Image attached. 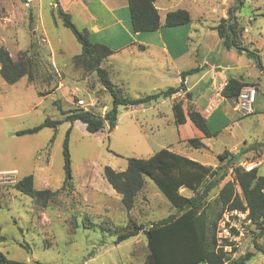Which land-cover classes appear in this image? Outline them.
Listing matches in <instances>:
<instances>
[{
    "label": "rangeland",
    "instance_id": "1",
    "mask_svg": "<svg viewBox=\"0 0 264 264\" xmlns=\"http://www.w3.org/2000/svg\"><path fill=\"white\" fill-rule=\"evenodd\" d=\"M241 1L243 4L235 14L239 29L243 27V32L247 29V39L243 42L239 38L238 43L250 53L258 54L264 64V0ZM227 2L232 6L229 7ZM234 2L174 0L168 4L174 10H187L191 15L189 42L190 49H197L196 54L199 55L196 66L201 65L204 57L209 58L213 65L218 60H230L217 49L210 54L209 48L203 45V37L204 30L213 31L210 34L217 37L214 28L222 18L230 17ZM53 4L55 0H37L28 4L23 0H0V46H4L15 61L24 53L33 58L32 52L37 54L34 59L35 81L25 77L10 85L0 76V253L10 260L28 263L144 264L149 254L145 234L117 245L118 234L129 229L131 222L147 228L151 223L174 215L176 209L148 178L147 188L141 193L137 206L127 212L121 202L122 196L103 179V170L109 166L122 172L127 169L129 159H149L163 149L176 153L183 150L170 102L151 109L120 106L118 125L112 132L106 126L104 131L90 134L82 122L66 121L63 112L77 108L73 104L76 97L86 102L90 99L99 101L100 108L96 111L102 115L111 108L112 99L104 92L96 73H86L72 63L82 48L58 15L53 16V8L58 6L53 7ZM164 29L171 28L164 26ZM164 33L173 53L181 52L180 40L173 39L175 35ZM177 33L181 35V32ZM207 40L210 43V39ZM246 60L249 63L242 65L246 67L225 71V74L259 84L257 102L252 106L258 111L242 117L232 110V101L226 102L227 105L207 123L209 129L217 134L211 139V150H196L188 146L192 149L188 154L198 162L218 168L228 162L220 159L225 151H231L230 156L238 157L243 148H252L250 159L244 162L241 157L239 164L245 169L250 166L248 162L263 161L258 175L264 177V82L259 81L261 77L255 59L246 55L242 61ZM193 63L191 58L190 66ZM61 83L64 86L59 89ZM170 87H175L170 80L162 86L163 90ZM41 93L46 96H40ZM124 93L130 98L142 97L131 95L128 88ZM104 105L107 107H102ZM227 106L229 111H225ZM47 119L59 122L56 131L45 127L35 134H18L40 127ZM225 126L229 128L224 130ZM68 132L73 179L64 187V144ZM185 132L192 135V131ZM229 171L224 182L234 179L232 169ZM31 175L36 190L58 191L45 208L33 197L14 188L19 180ZM237 190L242 195L239 187ZM181 192L192 196L190 192ZM218 192L219 189L214 190L209 200L215 199ZM228 217L231 223L235 221L238 227H243L245 234L241 241L227 246L225 238L221 237L223 223H220L219 244L225 246L230 257L227 264L249 251L254 253L249 264H264V233L259 234L260 230L247 219V214L241 216L240 211H236ZM223 220L227 223L226 218ZM74 222L77 225L73 228ZM256 245L263 251L257 250Z\"/></svg>",
    "mask_w": 264,
    "mask_h": 264
},
{
    "label": "trees",
    "instance_id": "2",
    "mask_svg": "<svg viewBox=\"0 0 264 264\" xmlns=\"http://www.w3.org/2000/svg\"><path fill=\"white\" fill-rule=\"evenodd\" d=\"M158 0H128L130 9L132 30L135 33H151L162 28L161 18L155 2ZM28 4V0H23ZM241 0H236L235 7L230 10V17L222 19L217 26L220 37L228 48L238 52H246L249 57L255 59L259 69L264 66L256 53H250L238 43L239 26L235 18V12L242 5ZM31 12V21L33 13ZM55 14L61 19L63 25L70 29L76 40L81 45V54L74 56L72 63L78 69L86 73H96L100 84L112 99L111 108L106 109L104 115L96 111L99 101L88 111L77 107L74 110L63 112L66 121L74 123L82 122L90 134H97L104 131L108 126L112 132L118 125L119 107L140 108L148 107L162 99L172 98L182 90H185L184 81L177 87L153 93L139 98H130L125 95L124 90L116 86L112 81L110 69L105 66L113 51L106 45L93 43L87 31H80L73 22L72 16L66 13L58 5L53 8ZM192 18L187 10L178 9L168 12L165 18V27L175 28L191 23ZM33 22V21H32ZM32 27V25L30 26ZM36 58L37 55L32 52ZM29 53H24L15 61L10 52L0 46V76L8 84L14 85L21 79L28 77L30 81L37 79L34 59ZM191 70L182 73V77L195 73ZM51 74V73H50ZM52 76V75H51ZM50 78V77H49ZM55 77L53 76V79ZM53 79L50 81L52 82ZM50 82V83H51ZM240 79H230L221 94L225 99L235 101L244 87ZM52 92V91H51ZM50 93V92H49ZM40 96H46L41 93ZM98 106V107H97ZM106 108L107 106H102ZM182 102L173 105L174 123L180 135V142L186 143L196 150L205 148L202 139L216 136L207 125V120L192 107ZM59 125L58 121L51 119L34 129L18 133L35 134L42 128L48 127L55 131ZM185 131H192L188 135ZM69 135L64 144L65 185L71 184V160L69 153ZM225 151L220 155L222 161H228L224 166L214 168L210 165L201 164L169 149H163L149 159H129L125 171L119 172L107 166L103 170V179L117 194L122 196L121 202L127 212L133 211L137 206L139 197L147 188V179L154 182L159 191L170 202L176 210L174 215L166 219L154 222L144 227L131 222V227L118 234L116 244H120L130 238L138 237L141 233L147 238L149 254L144 264H227L230 257L219 244L218 224L223 215L227 212L240 211L247 214L259 230L260 235L264 233V177L258 175V168L248 172L239 164V158ZM232 169L234 179L224 182L229 170ZM224 184L220 186L222 183ZM237 187L242 191L238 192ZM14 188L34 198L35 202L42 207H47L49 202L55 199L58 191L49 189L36 190L34 188L33 175L19 180ZM219 189L215 199L209 200L211 193ZM190 192L192 196H186L181 191ZM95 227V224L90 223ZM73 228L77 225L72 223ZM226 245H233L225 241ZM256 249L263 251L260 246ZM254 253L249 251L244 255L229 262V264H249ZM0 264H42L19 262L8 259L0 253Z\"/></svg>",
    "mask_w": 264,
    "mask_h": 264
},
{
    "label": "crops",
    "instance_id": "3",
    "mask_svg": "<svg viewBox=\"0 0 264 264\" xmlns=\"http://www.w3.org/2000/svg\"><path fill=\"white\" fill-rule=\"evenodd\" d=\"M34 1L37 0H29L30 3ZM173 1L174 0H158L155 2V6L160 14L162 28L151 33L133 32L128 0H55L53 7L60 5L66 13L72 16L73 22L77 28L79 27L81 29H79L80 31L88 32L89 38L93 43L106 45L113 51L112 56H110L105 63V66L110 69L114 84L123 89L124 92L125 89L128 88L133 96H146L164 91L162 86L169 83V80L174 83L175 87L179 86L181 82L184 81L185 90H182L172 98L159 100L148 107H140L141 109H151L155 105L160 106L170 102V107L174 116L173 105L177 102H182L198 111L208 123V120H211L216 112L223 108L226 102L231 101L222 96V90L218 91L220 85H223L224 88L227 82L233 78L227 76L225 71H238L246 67L247 65L244 67L242 65L244 63H249V61L246 60L244 62L242 60H244V56H246L247 53L244 51L242 53L238 52L233 48H228L224 44V40L216 30L221 20L227 19L222 18L214 28L217 37L210 34V32L213 31L204 30L203 45L209 48L208 52H210V54L214 53L213 49H217L219 52L224 53L227 58H230V60H227L228 62H221L218 60L217 63L213 65L209 58L204 57L203 60H201V65L196 66L199 55L196 54L197 49H195V51H193L194 49H190L189 35L191 34L189 33H192L190 29L191 24L189 23L167 30L164 29L167 13L175 11L168 6V4H171ZM234 3L236 4V2ZM230 6H232V4L229 5V7ZM162 12L165 13L164 16ZM235 18L236 21H238L236 14ZM239 30L241 40L245 41V39H247L245 36L247 29L245 28V32H243L244 28L240 27ZM164 32H166L167 35H175L173 39L180 40V44L183 46L181 52L175 51L173 53V49L168 42V36L166 38ZM177 32H181L182 36ZM177 36H180V39H178ZM207 38L210 39V43H207ZM185 44L188 45L189 48L185 46ZM200 45L202 44L200 43ZM191 58L194 61L193 66H190ZM182 62L185 63V65ZM257 68L261 77L259 81L263 83L264 70L259 69V67ZM191 70H196V72L185 78L182 77V73ZM250 77L253 76L250 75ZM233 79L238 78L235 77ZM241 80L246 83L247 86H254L257 89V93H259V84L246 82L243 79ZM63 86V83H61L59 89ZM77 98L82 99L81 97ZM136 98H138V96H136ZM257 98L258 94L254 104H256ZM73 104L76 106L75 100H73ZM229 110L227 106L225 111ZM232 110L235 111L234 102ZM256 111H258V108L253 109L252 114H256ZM228 128V126H225L224 130ZM212 138L202 139L205 145L203 150H211L210 142ZM179 143L183 150L178 151V153L195 160V158L190 157L188 154V151L192 149H190L186 143H181L180 139ZM240 153L242 154L241 157H243L242 161L246 162L250 159L251 155L249 154L252 153V148H247V150L243 148ZM262 162L263 161H251L250 163L248 162V164L254 166L260 163V165L256 167L259 169L263 164ZM200 163L204 164L202 162Z\"/></svg>",
    "mask_w": 264,
    "mask_h": 264
},
{
    "label": "built area",
    "instance_id": "4",
    "mask_svg": "<svg viewBox=\"0 0 264 264\" xmlns=\"http://www.w3.org/2000/svg\"><path fill=\"white\" fill-rule=\"evenodd\" d=\"M245 1L251 2L252 0H245ZM76 90L79 91V88H76ZM221 90H223V85H220L218 87V91H221ZM257 94H258L257 89L254 86L244 87L242 89V91L240 92V94L238 95L237 99L234 101L235 111L242 117H246L248 115H251L253 113L252 106L256 101ZM75 104H76V107H79V108L84 109L85 111H88L91 107H94L97 104V100L96 99H90L89 102H86L84 99H78L76 97ZM259 165H260V163L254 165V166L250 165L248 167H245V170L250 172ZM232 213H236V211L227 212L223 215L222 219L219 221V224H218V233L220 232L219 231V225H220V223L221 224L223 223V225H222L223 233L221 234V237H224L225 241H228V242L231 241L230 243H232L234 245L233 242L241 241V239L243 238V236L245 234L244 233L245 230L243 227H238L236 225V223H234L235 221L232 223L229 221L228 215H231ZM240 213H241V216H244L246 214V213H242V212H240ZM223 218H226L227 223L224 222ZM227 224H229V226H227ZM233 245H231V246H233ZM227 246H230V245H227ZM236 246H238V245H236ZM224 247L225 246H223V249L225 251Z\"/></svg>",
    "mask_w": 264,
    "mask_h": 264
}]
</instances>
